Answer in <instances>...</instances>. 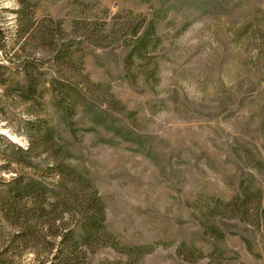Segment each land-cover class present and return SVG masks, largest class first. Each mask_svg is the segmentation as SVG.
<instances>
[{"label":"rangeland","instance_id":"374dc122","mask_svg":"<svg viewBox=\"0 0 264 264\" xmlns=\"http://www.w3.org/2000/svg\"><path fill=\"white\" fill-rule=\"evenodd\" d=\"M50 129L92 186L64 206ZM240 188L264 196V0H0V264H264L262 228L208 219Z\"/></svg>","mask_w":264,"mask_h":264},{"label":"trees","instance_id":"16d2710c","mask_svg":"<svg viewBox=\"0 0 264 264\" xmlns=\"http://www.w3.org/2000/svg\"><path fill=\"white\" fill-rule=\"evenodd\" d=\"M23 2H20V6ZM152 30V26H151ZM54 35L52 34H41L39 35L40 41H44L47 39H53ZM147 39V34L143 33L140 38H138L137 44L135 46V52L138 53L139 50L144 49L145 41ZM136 43V42H135ZM31 85V83H28ZM53 129L45 132L43 134L42 143L45 146L46 151L48 152L47 156L50 163V170H55V173L58 177L57 187L59 190H62L61 193L56 194L55 199L57 200L56 205H65V201L63 200L64 195L66 196L70 192L78 193L75 190V185L78 187L89 188L91 190V183L82 177L79 174H76L71 168H69L64 163V155L62 154L61 148H55L54 144H52L53 138ZM16 188L14 195L16 197L24 196L25 194H30L36 189L45 188L42 183L34 182L32 180L27 181L26 183H19L16 180ZM75 186V187H74ZM74 188L72 190V188ZM241 190L238 192L234 198L228 202H225V205L221 204L213 205L209 207L208 219H215L218 217L227 218V213L232 214V220H238L240 222L252 223L256 227L262 228L264 230V196H262L260 190L250 191V193L246 194L245 189L240 188ZM95 190V189H94ZM43 191V190H42ZM91 193V191H90ZM249 203L253 204V207L249 208ZM85 208H83L80 212L82 215L83 223L80 226V240L83 242L86 248L93 247L101 243L104 238L108 236L107 231L105 230V226H103V222L105 221V205L102 203L101 198H95L93 200H89L88 203L85 201ZM251 205V204H250ZM226 213V214H225ZM230 219V216H229ZM206 231H208L215 241L223 242L225 239V234L220 228L219 225L213 220L212 223L205 224ZM74 249V248H71Z\"/></svg>","mask_w":264,"mask_h":264}]
</instances>
